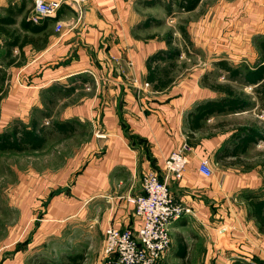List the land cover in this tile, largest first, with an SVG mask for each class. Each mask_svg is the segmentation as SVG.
I'll return each mask as SVG.
<instances>
[{
    "label": "crops",
    "instance_id": "crops-1",
    "mask_svg": "<svg viewBox=\"0 0 264 264\" xmlns=\"http://www.w3.org/2000/svg\"><path fill=\"white\" fill-rule=\"evenodd\" d=\"M22 1L0 0V16ZM24 1L29 17L33 0ZM179 1L82 0L81 16L63 6L57 20L39 18L35 24L46 23L43 33L34 36L41 37V45L27 43L22 50H10V39L0 32V69L14 52L24 57L22 66L14 67L10 60L6 64L11 79L0 101L1 127L13 128L16 121L29 127L33 120L72 123L71 135L53 133L67 139L85 129V143L62 175L45 183L40 200L45 206L39 235L45 243L54 242L56 250L70 243L71 249L86 251L92 264H107L105 229H140L130 198L142 193L145 173L154 171L163 180L165 161L187 142V171L181 180L171 178L168 186L193 214L171 223V243L158 264H211L214 251L220 264H264V232L249 216L245 200L249 192L263 193L264 176L240 174L239 164L216 159L232 134L257 126V121L216 127L221 117H240L249 113L245 110L214 115L198 132L187 124L200 103L220 97L202 82L213 71L228 75L218 62L252 68L264 58V0H200L191 11ZM179 18L185 20L189 41L198 50L194 60L199 61L178 76L174 72L172 84L156 91L147 82L148 58L170 48L181 51L179 60L186 58L181 32L176 38L167 26ZM21 20L13 27L25 36L29 33L20 29ZM57 21L64 23L61 32L55 30ZM203 158L213 171L210 178L198 170Z\"/></svg>",
    "mask_w": 264,
    "mask_h": 264
},
{
    "label": "rangeland",
    "instance_id": "rangeland-1",
    "mask_svg": "<svg viewBox=\"0 0 264 264\" xmlns=\"http://www.w3.org/2000/svg\"><path fill=\"white\" fill-rule=\"evenodd\" d=\"M184 21L179 18L173 22L170 21L167 25L168 30H172L176 34V38H181L179 28L185 27ZM14 29L18 28L12 26L9 30L13 31ZM36 41L38 42L36 47H39L41 42ZM183 50L186 58L184 60L178 58V61L182 63H176L171 74L173 78L175 77L174 72L176 75L184 73L188 65L199 61L197 58L196 61L194 60L198 50L194 48L192 42H185ZM8 61L14 63V67L22 66L24 63L23 54L16 51L14 57H10ZM8 61H5L0 69V89L4 93L3 97L6 95L8 81L11 79L7 70ZM231 66L236 67L234 64ZM208 77L210 83L231 84L244 98L251 100L249 113L240 117H221L220 123L224 124L222 129H232L231 127L235 124H252L257 121L256 128L264 134V100H259L255 92L256 87H246L241 81L232 82L228 80L226 73L218 75L217 71H213ZM2 78H4L3 81ZM85 86L88 88V84ZM53 109L55 111L61 108ZM13 123H15L14 127H28L21 121ZM43 125L49 128L52 123L46 121ZM13 128H3L0 125V132H11ZM83 130L85 131L82 127L76 130L79 137L68 139L53 134L38 150L0 151V264H92V261L85 256L86 251H83L81 247L71 249L72 247L68 243L65 246L61 245L62 249L56 250L54 249L55 243L49 240L46 243L43 242L38 231L39 220L42 217L41 207L45 206L44 203L41 204L47 191L45 183L61 176L79 148L83 146L86 141V138L83 137L85 136ZM239 165L236 167V171L240 174L246 173L249 176H254L259 173L264 176V137L263 140L249 146ZM262 194L264 195V190ZM230 202L235 204L233 200ZM211 258L215 260L211 264H220L217 263L218 253L215 251L211 254ZM239 261V263L245 264L243 260Z\"/></svg>",
    "mask_w": 264,
    "mask_h": 264
},
{
    "label": "trees",
    "instance_id": "trees-1",
    "mask_svg": "<svg viewBox=\"0 0 264 264\" xmlns=\"http://www.w3.org/2000/svg\"><path fill=\"white\" fill-rule=\"evenodd\" d=\"M199 1L180 0L179 4L180 7H185L184 9L187 11H191L196 8ZM26 5V2L23 0L20 5L10 6L5 11V15L0 16V32L10 39L6 44L10 50L13 47L22 50L27 43H32L36 46L38 43L36 40H40L41 37L38 36L34 39V36L43 33L46 28L45 22L35 24L28 19L29 11H26ZM167 12L169 14L171 13L168 6ZM21 17L20 29L29 33L31 35L30 37L29 34L24 36V34L21 35L18 33V29H14L13 31L9 30L10 27L16 25L17 20ZM47 19L49 18H45L44 20L46 21ZM179 30L185 42H190L185 28L180 27ZM168 43H171L170 35L168 37ZM260 47L264 51V42H261ZM180 55V50L170 48L161 50L148 58L146 62L148 69L147 82L153 84L154 90L163 91L172 84L174 78L171 74L176 67V60ZM217 65L228 73V80L232 82L241 81L246 86H255V92L259 100H264V58L252 68L247 65L233 67L226 61H220ZM208 79L209 77L205 75L202 80L203 84L219 94L220 97L200 103L189 114L187 124L189 130L192 132L205 129L206 122L214 115L238 113L248 110L251 107V100L244 98L231 84L210 83ZM3 95L4 93L0 89V101ZM223 126L224 124L220 123L216 127L222 128ZM73 131L74 127L72 123L55 122L47 128L45 125H41L33 120L29 127L16 126L11 132H0V151L19 152L27 149L38 150L45 144L51 134L59 132L65 133V135H71ZM263 137L264 134L256 126L241 127L225 142L222 150L217 153L216 159L229 166L238 165L241 163V158L246 154L249 146L263 140ZM245 200L249 208V216L257 222L260 231L264 232V195L249 192L245 196ZM183 252L185 250L180 255H183Z\"/></svg>",
    "mask_w": 264,
    "mask_h": 264
},
{
    "label": "built area",
    "instance_id": "built-area-1",
    "mask_svg": "<svg viewBox=\"0 0 264 264\" xmlns=\"http://www.w3.org/2000/svg\"><path fill=\"white\" fill-rule=\"evenodd\" d=\"M82 0H33L29 20L37 23L39 18H58L59 10L68 6L78 14ZM64 23L57 21L55 30L61 32ZM191 147L187 142L165 161L163 180L154 171L142 177V193L130 198L135 206V216L142 221L137 232L121 230L109 225L105 229L104 255L107 264H158L171 243L170 226L184 215L193 214L191 208L177 201L168 186L171 178L181 180L189 166ZM209 160H200L199 172L205 177L213 176ZM223 231V230H222Z\"/></svg>",
    "mask_w": 264,
    "mask_h": 264
}]
</instances>
